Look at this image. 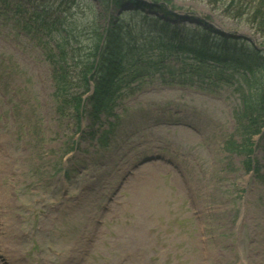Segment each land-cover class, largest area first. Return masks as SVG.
Instances as JSON below:
<instances>
[{
    "label": "rangeland",
    "instance_id": "1",
    "mask_svg": "<svg viewBox=\"0 0 264 264\" xmlns=\"http://www.w3.org/2000/svg\"><path fill=\"white\" fill-rule=\"evenodd\" d=\"M167 3L191 19L188 26L205 19L215 31L254 35L245 15L219 3ZM100 4L79 0L84 13L71 9L78 53L86 58L87 27L97 42L98 26L121 12ZM122 18L135 37L148 35L145 15ZM19 30L0 18V264H264V176L247 168V152L226 144L242 142L240 96L252 79V93L253 86L257 95L264 91V74L255 67L248 81L239 70L230 84L183 87L157 78L129 87L116 108L125 110L120 126L108 119L106 146L83 139L68 154L66 136H80L71 135L74 100L52 81L37 42ZM81 75L70 94L87 92ZM253 156L264 168V148Z\"/></svg>",
    "mask_w": 264,
    "mask_h": 264
},
{
    "label": "trees",
    "instance_id": "2",
    "mask_svg": "<svg viewBox=\"0 0 264 264\" xmlns=\"http://www.w3.org/2000/svg\"><path fill=\"white\" fill-rule=\"evenodd\" d=\"M49 1L38 0L42 4L40 9L34 7L31 0H0V3L9 10L17 9L18 12L22 13V19L24 13L28 14V21L33 20L38 24L39 28L48 30V28L50 29L54 25L53 6L48 3ZM163 1L167 3L170 0ZM126 2L146 9H153L155 7L143 4L137 0H101L103 7L107 9L121 8ZM72 3L74 2L72 1ZM207 3L211 5L219 3L221 6L223 5V11L226 10L230 14L234 12L239 14V16L245 15L248 20L247 23L260 35L263 41L262 45H264V0H207ZM60 4L63 5L64 3L61 2ZM155 10L160 13V16H153L151 19L146 18V26L150 27L148 30L159 35L175 33L176 35H184V37L191 36L198 39V41H202L204 43L202 49L199 53L194 52L200 64L213 66L215 63L227 62L235 66H246L251 70L256 67L259 72L264 74V53L256 49L248 40L217 35L211 29H207L201 25L187 27L185 24L186 20H184V23L179 22L183 23V25L173 24L171 19L174 14L164 4L155 7ZM174 19L177 22L182 18L175 16ZM56 22L61 27L69 26L66 27V30L70 31L66 33V39L68 41L70 38H73L75 43L69 48L60 49L57 54V58L53 63L56 68L54 73L55 83L59 88L63 89L64 95L67 96L68 100H74V114L80 117L87 109L85 101L83 100V94H70L69 89L80 79V69L83 68V70H86L85 72H88L90 77L82 76L84 72L81 77L88 91L90 89V81L94 83L93 94L89 97L91 102H87V105L91 108V113L97 116L103 110L108 109L115 100L116 91L121 86L119 85V81L122 80L126 72V67L130 64L129 58L130 56L132 57L130 48L137 39L132 36L135 34V31L123 20H109L107 25L98 26L100 32L97 34L99 38L96 42L94 32L91 37V29L88 26L83 33V36H85L83 41H87V44H85L87 46L86 51L88 48V52L90 51L91 55L86 58L78 53V48L81 45V35L75 33L72 26H70L68 17H59ZM90 41L91 43L89 44ZM102 41L104 44L100 50V43ZM206 45L215 47L214 51L207 49ZM252 85L253 79L251 81V89L244 93L245 98L242 115L247 120V123L242 124L240 128L242 142L240 145L236 144L238 145L239 152L248 153L246 164L250 168L252 167L250 155L254 151L253 146L255 144L253 136L260 133L262 131L260 130L261 126H264V91L261 88L262 92L260 91L257 95L253 86L254 93H252ZM252 100L256 103L254 104ZM262 137L264 139V132L262 133Z\"/></svg>",
    "mask_w": 264,
    "mask_h": 264
}]
</instances>
